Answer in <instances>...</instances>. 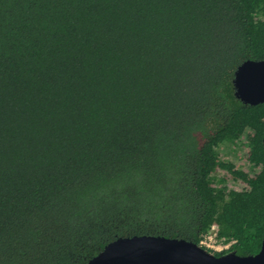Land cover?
Listing matches in <instances>:
<instances>
[{
    "label": "trees",
    "instance_id": "16d2710c",
    "mask_svg": "<svg viewBox=\"0 0 264 264\" xmlns=\"http://www.w3.org/2000/svg\"><path fill=\"white\" fill-rule=\"evenodd\" d=\"M248 59L264 0H0V264H88L143 234L258 252L264 103L233 83ZM213 225L225 251L201 244Z\"/></svg>",
    "mask_w": 264,
    "mask_h": 264
},
{
    "label": "water",
    "instance_id": "95a60500",
    "mask_svg": "<svg viewBox=\"0 0 264 264\" xmlns=\"http://www.w3.org/2000/svg\"><path fill=\"white\" fill-rule=\"evenodd\" d=\"M234 93L244 103H264V59H248L235 70ZM264 145V132H263ZM88 264H264V235L254 254L221 255L194 241L162 235L119 237L104 246Z\"/></svg>",
    "mask_w": 264,
    "mask_h": 264
},
{
    "label": "rangeland",
    "instance_id": "374dc122",
    "mask_svg": "<svg viewBox=\"0 0 264 264\" xmlns=\"http://www.w3.org/2000/svg\"><path fill=\"white\" fill-rule=\"evenodd\" d=\"M218 151L220 152L221 157L224 160L230 161L235 163L236 165H239V162L241 161V148L230 145V144H222L220 147H218ZM245 167V164H244ZM228 187L232 189H240L242 187V184L233 180H228ZM209 242V241H208ZM203 244V243H202ZM204 246L211 248L216 251H224V250H218L213 247H209L207 244H203Z\"/></svg>",
    "mask_w": 264,
    "mask_h": 264
},
{
    "label": "built area",
    "instance_id": "2783aa9c",
    "mask_svg": "<svg viewBox=\"0 0 264 264\" xmlns=\"http://www.w3.org/2000/svg\"><path fill=\"white\" fill-rule=\"evenodd\" d=\"M201 243L207 244L209 247H213L218 250H225L231 246L233 240L227 241L224 238L217 237V226L213 225L212 229L203 237Z\"/></svg>",
    "mask_w": 264,
    "mask_h": 264
},
{
    "label": "clouds",
    "instance_id": "9594fccd",
    "mask_svg": "<svg viewBox=\"0 0 264 264\" xmlns=\"http://www.w3.org/2000/svg\"><path fill=\"white\" fill-rule=\"evenodd\" d=\"M225 250H226V249H225ZM225 250H224V251H225ZM215 251H216V250H215Z\"/></svg>",
    "mask_w": 264,
    "mask_h": 264
},
{
    "label": "bare ground",
    "instance_id": "6f19581e",
    "mask_svg": "<svg viewBox=\"0 0 264 264\" xmlns=\"http://www.w3.org/2000/svg\"><path fill=\"white\" fill-rule=\"evenodd\" d=\"M202 244V243H201ZM203 245V244H202Z\"/></svg>",
    "mask_w": 264,
    "mask_h": 264
},
{
    "label": "flooded vegetation",
    "instance_id": "af4514ba",
    "mask_svg": "<svg viewBox=\"0 0 264 264\" xmlns=\"http://www.w3.org/2000/svg\"><path fill=\"white\" fill-rule=\"evenodd\" d=\"M228 253V252H227Z\"/></svg>",
    "mask_w": 264,
    "mask_h": 264
}]
</instances>
